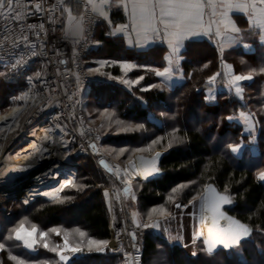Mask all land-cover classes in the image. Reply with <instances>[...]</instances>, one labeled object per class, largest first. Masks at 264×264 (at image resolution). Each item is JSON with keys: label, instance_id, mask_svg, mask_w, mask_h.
I'll return each mask as SVG.
<instances>
[{"label": "trees", "instance_id": "trees-1", "mask_svg": "<svg viewBox=\"0 0 264 264\" xmlns=\"http://www.w3.org/2000/svg\"><path fill=\"white\" fill-rule=\"evenodd\" d=\"M118 41V38L103 39L101 46L96 50L91 48L85 59L91 56L119 58L122 52ZM164 51L165 47L154 46L140 57L149 61V65L163 56ZM193 55H198V58L193 60ZM240 56L245 61L241 59L237 63V58L234 60L235 72L249 74L252 69L257 70L253 73V79L242 87L243 100L230 89L217 92L213 99L206 97L204 91L211 87L207 78L220 73L221 61L216 48L205 40L186 43L180 62L181 73L175 72L176 79L164 83L154 76L153 71L147 75L142 84L149 86V89L139 93V98L133 92L115 85L89 84L98 106L115 109L128 122L145 126V131L128 136L125 140L120 137L109 140L114 145L130 147L136 142L140 144V141L162 138L154 148L164 151L159 162L162 176L138 182L139 189L135 196L141 212L159 205L170 209L174 201L186 204L205 185L213 183L220 192L225 187L229 189L235 205L226 211L253 228L250 239L241 245L240 256L235 254V250L220 248L213 254L198 251L196 256H192L178 246H169L163 236L153 234L148 227L134 229L136 244L142 252L141 264H264V230L257 231L264 229V181L258 179V175L264 172V75L259 73L263 60L257 54ZM205 63L209 65L207 69L203 68ZM153 64L163 66L161 62L154 61ZM37 68L38 63H33L27 70L16 72L0 65V71L9 73L7 78L0 77V113L17 103L19 94L26 87V76ZM180 74H183V79L178 78ZM217 80H221V76ZM154 84L158 87L152 88ZM241 112L255 114L249 126L254 127V136L249 132L243 133L246 124L239 115ZM229 115L235 118L229 121L226 119ZM250 137L252 142L248 141ZM229 143H242L244 146L239 154H234L227 147ZM95 146L91 155L72 156L71 160L78 164L73 182L80 187L63 188L54 200H46L33 193L27 205L10 201L6 203L5 210H0V243L5 245L4 251H0L3 264H16L8 259L9 254L25 260L27 264H37L40 260L59 264L55 253L42 247L43 242H39L35 251L30 252L14 238L8 239L12 229L24 220L45 232L53 227H62V231H68L70 237L74 238V243L81 239L74 231L76 229L86 233L85 239L109 241L110 212L101 189L109 182L93 161V156L99 154V145ZM251 146L255 152L250 150ZM58 199L63 202H58ZM85 199L92 203L80 219L60 221L63 213ZM6 212L8 215L4 216ZM124 215L126 218L125 211ZM48 241L52 246L63 244V237L49 232ZM73 260L77 264H124L122 254L110 249L104 253H87L85 250L83 255H72L68 264H72Z\"/></svg>", "mask_w": 264, "mask_h": 264}, {"label": "snow or ice", "instance_id": "snow-or-ice-1", "mask_svg": "<svg viewBox=\"0 0 264 264\" xmlns=\"http://www.w3.org/2000/svg\"><path fill=\"white\" fill-rule=\"evenodd\" d=\"M82 2L83 12L79 11L81 0H75L76 11L73 8V0H56L55 3H51V0H0V21L4 22L3 31L0 33V36H2V39H0V52L14 56L15 52L20 50L22 46L27 50L26 55H21L19 59H15L14 63L10 61L6 62L3 66L15 71L22 64H26L28 58L43 55V47H41V51L38 53L32 37L34 36L36 40H40V34L46 33L47 30L44 23H40L39 25L28 23L30 16L44 14L48 22L52 25H55L61 17L66 16L68 23L64 29L65 35L84 38L88 26L97 18H108L107 9L113 6L116 0H82ZM120 3L126 12L130 9L131 25L117 26L115 31L110 34L115 35L116 33L127 32L131 28V32L136 34L137 43H150L157 38L166 42L171 52V56L168 59L169 66L165 67L163 71L153 69L156 76L163 77L165 81L172 78L173 70L176 73H181L180 57L177 54L180 52L183 42L190 37L200 35L208 36L209 39L217 43L221 52L224 51L226 46H231L237 40L243 39L240 35L241 32L258 35L260 41L264 42V0H120ZM57 13H59V16L56 15ZM230 13H243L247 17V28L241 29L237 27L235 21L229 15ZM206 16L208 17L207 20H205ZM8 22L11 23L9 24ZM256 29H259V31L257 32ZM41 43L43 44V42ZM245 46L247 47V45ZM59 63L65 64L66 61L61 59ZM126 67L130 68L131 65H126ZM208 67L209 65L207 63L203 65L204 69ZM225 67L231 71L230 66L226 65ZM256 71V69H252L247 75H231L227 86L229 88L234 87L235 94L240 100L244 99V89L239 86L240 82L252 80L253 73ZM259 73L264 75V67L259 68ZM8 75V72L0 71V77L7 78ZM40 75L41 73H36L37 77ZM220 76L221 73L219 72L209 75L207 83H214ZM178 78L183 79V74H180ZM143 79L144 77L140 76L136 81L126 80L124 83L138 84ZM77 81H79V76H77ZM156 87L158 85H152V88ZM141 91H148V89L141 88ZM68 99L72 100V96H69ZM106 115L111 120L114 114ZM253 115L255 114L240 113L241 118L246 123L251 121ZM234 118L232 115L226 117L229 121ZM115 123L121 125L123 122L116 120ZM139 127L143 128V124H140ZM175 131L178 132L179 129H175ZM246 131L254 136V127H248ZM173 138L175 139L174 134ZM159 143V140L153 141V144ZM171 146L172 144L169 143V147ZM64 147H67L66 143ZM90 147L95 148L96 146L92 144ZM227 147L232 153H236L239 149V145L232 143H229ZM125 151L127 150L121 149L120 154H123ZM137 151L143 152L146 149L139 148ZM159 157L160 153L157 152L150 160L142 161L141 166L134 167V174L147 179L158 173L160 171L157 167ZM27 158L25 156V159ZM109 171L111 172L112 169H109ZM116 172L117 178L122 180L123 183H130L129 177L132 173H129L127 169L124 170V176H119V169ZM258 179L264 181V172L258 175ZM70 186H76L72 180H68L63 185L64 188ZM173 191L175 192L177 189H173ZM124 192L126 195H129L131 189L125 188ZM228 193L229 189L227 187L224 188L223 193H217L211 185H206L204 194L193 197V201H201L202 213L211 214L212 226L208 227L206 235L203 231L198 235H194L192 243L195 245L198 240H202L204 250L209 254H213L218 248L240 250L242 242L248 239L253 233L252 227L242 223L239 219L226 215L225 211L221 210L224 206L233 203ZM104 195L106 197L109 196V192L105 191ZM68 199H71V197H68ZM136 199L134 194L130 195L131 202H136ZM27 202L25 200V203ZM58 202L62 203L63 201L58 199ZM176 207L180 208L182 205L178 203ZM155 211L153 209V212ZM160 213L163 215L164 210L161 209ZM132 215L135 218L136 213L133 212ZM149 219L151 220V215ZM222 220L227 222L226 227L220 224ZM25 224L26 221H22L18 227L12 229V235L8 239L14 238L16 241H21L24 248L33 250L34 246L39 242H43L42 247L50 253H55L59 259V264H68V253H71L75 257L76 255L85 254V250L87 253H104L110 248V242L108 240L85 239L86 233L79 229L74 230L81 238L79 241L71 243L68 238L69 234L64 233L63 244L52 246L48 243L49 232L60 236V229L53 227L48 232H45L38 231L36 225H32L30 229H27ZM155 226L152 223H146L144 225V227ZM261 230L264 229H257V231ZM129 235L133 241L136 240V234L134 232H130ZM169 239L176 240L178 237H169ZM117 244H119V240H117ZM4 249L5 245L0 243V251H4ZM110 250L114 252L123 251V248L113 246ZM192 255L196 256L197 253L194 251ZM8 259L15 261L16 264H27L25 260H21L11 254H9ZM125 260L126 264H137L136 259L127 253L125 254ZM0 264H3V261H0ZM37 264H49V261L40 260ZM72 264H77V262L73 260Z\"/></svg>", "mask_w": 264, "mask_h": 264}, {"label": "rangeland", "instance_id": "rangeland-1", "mask_svg": "<svg viewBox=\"0 0 264 264\" xmlns=\"http://www.w3.org/2000/svg\"><path fill=\"white\" fill-rule=\"evenodd\" d=\"M100 20V19H99ZM193 60H196L198 58V55H193L192 56ZM114 59H119V58H114ZM113 66H116L115 64ZM118 66V65H117ZM118 70H119V76L117 77H113V75L110 74V72H108L107 70L109 68H107V70L105 69H100V68H96L95 67H91L87 69V73L89 75V77H91V81L88 84H106L108 85V83L106 82V80H110L112 78H116L119 81H122L124 86L122 88H127L128 91H131L134 93V96L139 98L141 92V88H145V89H149V86H143L142 84V80L138 83H124V81H136L140 76H143L144 78L147 75H150V73L152 72V69L150 68V66L148 65V63H138L135 66L131 65V67H125L122 66L121 64L118 66ZM92 70V71H90ZM98 70V71H96ZM135 90V91H134ZM91 91L90 89H85V90H80V92L78 93L77 97H76V108L80 111H82L85 121L88 125V127L91 129V131L93 133H95L99 140L98 142H96V145H99V154L97 156H93V161L94 163L100 159L103 158L107 161L108 164H110V166L116 171L117 169L120 170L119 172V176H124V170L127 169L129 171V173H132V175H130L129 179H130V183L129 184H125L122 182V180L118 179L117 177L112 178L109 177L107 178L106 175V179H108L109 184L106 186H103L101 189L103 191V195L105 193V191L109 192V197L107 196L106 198V203H107V207L108 209H110V204L111 201H115L120 205L121 210H122V216L124 217L126 223L131 226L133 229H141V228H146L144 227V225L146 223H152V224H156V228L154 227H148L150 229V231L153 234H157V235H161L163 236V239H165V241H167L169 246H178L180 248H182L183 250H185L186 252L190 253L192 255V253L195 251L196 253L198 251L207 253L204 250V246H203V242L202 240H198L197 243L194 245L192 243V238L194 235H197L198 232V223H199V217H200V200H196L193 201V198L191 200H189V202H187L186 204H181L178 201H174L171 204L170 209H168L167 207L164 206H155L153 208H150L144 212H141L138 207H137V203L136 202H131L130 200V195L131 194H136L137 190L139 189V180L138 178L134 177V173H133V169L131 167V164L134 160H144V158H148L150 159L151 157L154 156V154H156L157 152H164L163 150H159V149H154L156 147L157 144H153V141H140V144L138 142H136L135 144H133L132 146L128 147L126 145H114L112 142H110L109 140L112 139H117L120 137V139H126V137L134 135L136 133H141L142 131H145V126L143 124V128H140L139 125L142 123H133V122H128L127 120L121 118L118 113L115 111V109H108V108H102L103 106H98V104L96 103V99H94L91 95ZM105 102V101H104ZM97 104V105H96ZM16 105L8 108L5 110V112L1 113V117L3 115V117H7L5 120H0V128H6L7 125H9V129L7 131H9L8 134L5 133V131H0V152L5 151L6 154L10 155V157H13L14 159H16L17 161H19V159L17 158V154L21 153V151L28 146V144L30 143V138H29V134L32 133V131L34 130V128H40V129H47L48 127H52L51 129H53L54 131H56L57 128H59L60 126H62V124H58V125H52V126H47L46 128L44 127H29L28 129H26L22 134V137H17L18 134L16 135L17 141H15L13 139L14 133L13 131H17L19 133L20 130H24L25 126L23 125V114H18L20 116V121L18 120V116L13 118V114H17L19 113L18 109L15 108ZM11 113L13 117L9 118L10 115H6ZM106 114H114L112 116V119L109 120L107 118ZM118 115V116H117ZM161 115V114H160ZM159 115V116H160ZM162 117V116H160ZM9 118V119H8ZM116 120H120L123 123L121 125H117L115 123ZM245 122V120H244ZM249 122H245L246 127L244 126L243 128V133L244 134H249L248 131H246L247 127L250 126ZM6 123V125H5ZM244 124V123H243ZM62 137L61 139H63L62 141H66L65 143L67 144V147H64V144L60 147L58 146V151L61 152V162H57L55 161L54 158L51 159H47L50 160L51 162H53L52 164H54V167H57V165L59 166L57 170H61V169H70L71 166H73L72 164L74 163L71 159L73 156V148L72 146L74 145L73 140L71 138H68L66 132L64 131V129L61 130ZM15 138V137H14ZM106 139V140H104ZM161 137H158L156 140H161ZM3 140L4 143L2 142ZM250 140V142H252V137L248 138V141ZM15 141V143H14ZM113 141V140H112ZM103 142H105L103 144ZM12 143H14L12 145ZM17 143V145H16ZM244 144L240 143L239 144V149L236 153L234 154H239L240 151L242 150ZM139 148H143L146 149V151L140 152L137 151V149ZM121 149H126L127 151H125L123 154H120V150ZM115 150V151H113ZM250 150L252 152H255V148L253 146L250 147ZM54 149L51 148L50 153H54ZM98 157V158H97ZM24 160V159H22ZM46 160V161H47ZM146 161V160H145ZM25 162V161H24ZM77 164V163H74ZM39 167V168H38ZM44 167V163L42 161L40 162H30V165H28L26 167V169L30 173V176H32L33 174H37L39 172H41L43 170ZM39 169V170H38ZM25 172V173H26ZM71 172L73 174V178H75L76 175V170L75 167L73 169H71ZM117 175V172H116ZM74 180V179H73ZM141 182H145L140 180ZM38 184V183H37ZM207 185H213L211 186L212 188H214L216 190L217 193H220V191L216 188V186L213 183L207 184ZM206 186V185H205ZM205 186L202 188V191L196 195L200 196L202 194H204V189ZM28 188V187H26ZM24 189L23 191V195L18 197L17 193L16 194H5L6 192L2 193L0 195V210H5L6 209V203L7 202H21L24 205H27L30 201L31 195L35 190V187H31L28 189ZM63 186L60 188V190L58 191V193L56 194L55 197L53 198H44L46 200H54L56 199L61 191L63 190ZM125 188H130L131 189V193L129 195H126L124 192ZM21 189V191H22ZM223 193V192H221ZM229 194V193H228ZM39 196L40 193L38 194ZM230 195V194H229ZM42 197V196H41ZM104 198V197H103ZM232 198V197H231ZM25 200H27L28 202L25 203ZM233 200V199H232ZM105 201V200H104ZM90 203H92L91 200H83L80 205H76L73 207V209H71L69 212L67 213H63L60 216V221L61 222H66V221H74L77 219H80L83 212L86 210V208H88V206L90 205ZM181 204L182 207L177 208L176 204ZM234 207V206H233ZM153 209H155L156 211L153 212ZM163 209L164 210V214L162 215L160 213V210ZM124 211L126 213V218L124 215ZM135 212V218H133L132 213ZM227 212V211H226ZM1 214V213H0ZM8 212H6V214L4 216H7ZM151 215V220L149 219V216ZM26 221V220H24ZM135 221V222H134ZM32 225L31 222L26 221L25 227L27 229H30ZM137 225H139V227H137ZM19 226V225H18ZM16 226V227H18ZM15 227V228H16ZM38 231H41V227L37 226ZM61 230V235L62 237L64 236V233H68V231H62V227H55ZM69 236V241L71 243H74V238L70 237V233H68ZM264 235V234H263ZM169 237H178V239L176 240H170ZM52 239V238H51ZM53 240V239H52ZM20 246L24 248L23 243L21 241H18ZM48 243L50 244V241H48ZM35 247L34 246V250L33 249H27L30 252H34L35 251ZM26 249V248H25ZM209 254V253H207ZM235 254L237 256L241 255V251L240 250H235ZM68 257L70 258L72 256L71 253L67 254ZM193 256V255H192ZM90 264H98V262H91Z\"/></svg>", "mask_w": 264, "mask_h": 264}, {"label": "built area", "instance_id": "built-area-1", "mask_svg": "<svg viewBox=\"0 0 264 264\" xmlns=\"http://www.w3.org/2000/svg\"><path fill=\"white\" fill-rule=\"evenodd\" d=\"M55 2L56 0H51V3ZM80 12H83L82 0ZM58 14L56 15L58 16ZM28 23L36 25L44 23L47 31L40 34V40H36L34 36L32 37L38 53L43 47V55L28 58L26 64H22L18 70H15L16 72H23L33 63L39 65L34 73L26 76V87L19 94L15 104V108H20L19 115L23 114L22 121L25 126L24 130L19 131L17 137H22V133L29 127L40 126L46 128L60 123L63 127L60 126L56 131L64 129L68 138L73 140V148L75 147L72 150L73 156L91 155L92 147L90 145L98 142L99 138L88 127L82 111L76 108L75 89L91 81V77L85 71L83 63L87 52L93 45V34L99 19L97 18L88 26L84 38L66 37L61 33L58 23L55 25L50 24L44 14L30 16ZM3 28L4 22L0 21V33H2ZM0 39H2V36H0ZM74 53L75 55H73ZM26 54L27 50L23 46L15 52L14 56L0 52V65H4L9 61L14 63L15 59H19L21 55ZM61 59L65 60L66 63L60 64L59 60ZM37 72L41 73L39 77L36 76ZM77 76H79V81H77ZM106 82L113 83L117 87L124 86L123 82L117 79L106 80ZM69 96H72V100L68 99ZM19 115L18 120L20 121ZM48 128L51 129L52 127ZM17 137L14 138L15 141L18 139ZM76 165L78 166V164ZM116 201H111L109 209V249L113 246L122 247L123 251L118 252L122 254L124 264H126V253L134 257L137 264H141V249L138 244L131 242L129 235L134 229L126 223L122 216L121 207ZM117 240H119V244H117Z\"/></svg>", "mask_w": 264, "mask_h": 264}, {"label": "crops", "instance_id": "crops-1", "mask_svg": "<svg viewBox=\"0 0 264 264\" xmlns=\"http://www.w3.org/2000/svg\"><path fill=\"white\" fill-rule=\"evenodd\" d=\"M73 8H74V11H76L75 0H73ZM79 11H80V9H79ZM229 15L233 18L237 27H240L241 29L247 28V17L243 13H230ZM58 16H59V14H58ZM107 17H108L107 19L98 18L100 20H99V23H98V25L94 31V34H93V45L91 48L93 50L98 49L101 46L103 39H117L118 38L119 39L118 42H120V46H121V52H122L121 56L117 60L114 58H104V57H99V56L88 57L87 59L84 60V63H83V66H84V69L86 72H87L88 68H91V67L93 68L95 66H96V68H100V69H104V70L105 69L107 70V68H109L107 71L110 72V74L113 75V77H117V76H119V70H118L119 67L118 66L120 64L122 66L126 67V65L135 66L136 64H138L140 62H142L143 64L149 62V61L145 60V58L142 59L140 57V55L146 53L149 49H151L154 46L165 47V51H164L163 56H160L159 58H156L153 60V63H154V61L158 62V63L161 62L163 64V66L157 67V66H155V64L151 63V64H149V66L152 69V71H153V69L158 70V71H163V69L165 67L169 66L168 59L171 56L170 49L168 47V44L166 42L161 41L159 38L155 39L154 41H152L150 43H144V42L137 43L136 34L134 32H131V28H129L127 32H120V33H116L115 35L110 34V33L115 31V28L117 26L131 25L130 9L126 12L123 5L120 3V0H116L115 4H113V6H111L107 9ZM207 19H208V17L206 16L205 20H207ZM57 23L61 28V33L63 35H65L64 29L67 27V23H68L67 17L66 16L61 17L57 21ZM256 31L258 32L259 29H256ZM240 35L243 37V39L237 40L236 42L232 43L231 46H226L224 48L223 52H221L219 50L217 43L213 42L212 39H209V37L205 36V35L190 37L183 42V45L180 49V52L177 54L180 57V62L182 61V53L185 50V45L189 41H203V40H205L210 45H212L214 48H216V50L220 56L221 80L215 81L214 83L211 84V87L205 89L204 93H205L207 98L213 99L215 94L217 92L223 90V89H230L235 94L234 87L229 88L227 86L229 83L231 75H233V74H235V75H247V74H241L239 72H235L236 70H235L234 60L237 58V63L241 59L243 61H245L244 58L241 57L240 55H246V54L247 55H256V54L261 55V58L263 60L261 67H264V42H261L259 39V36L255 35V34L241 32ZM65 36L70 37V38H76V37L70 36V35H65ZM245 45H247V47ZM113 54L115 55L116 52H114ZM114 64L116 66H113ZM226 65L231 67V71H229V69L227 67H225ZM173 68H174V66H173ZM225 73H227V75H225ZM153 74H154V76H156L155 71H153ZM157 78L162 80L164 83H169V82H171V80L176 79L175 70H173L172 78L167 80V81H165V79L163 77H157ZM113 79H116V78H112L110 80H113ZM250 81H242V82H240L239 86L243 87L244 83H248ZM108 84L114 85L113 83H109V82H108ZM85 89H89L88 83L77 87L75 89L76 97H77L78 93L80 92V90L82 91ZM125 89H127V88H125ZM239 115H240V113H239ZM103 196H104V200L106 203L107 197L105 195H103Z\"/></svg>", "mask_w": 264, "mask_h": 264}, {"label": "bare ground", "instance_id": "bare-ground-1", "mask_svg": "<svg viewBox=\"0 0 264 264\" xmlns=\"http://www.w3.org/2000/svg\"><path fill=\"white\" fill-rule=\"evenodd\" d=\"M17 109L20 110V108ZM12 114L14 117L11 116ZM12 114L9 113L6 115H10L9 118L11 117L15 118L18 116L19 113L17 114L12 113ZM6 118L7 117H3V115L2 117L0 116V120H5ZM8 127L9 125H7L6 128H0V131H5V133L7 132L6 134H8L9 133V131H7L9 129ZM13 132H15L13 136L14 139V137H16L18 132L17 131H13ZM29 135H30L29 136L30 143L21 151V153L17 154V158L19 159V161H17L13 157H10V155L6 154L5 151L0 152V195L4 192H6L5 194H12V195L17 193L18 194L17 196L20 197L23 195L24 192L23 190L26 187L28 188L35 187L34 190H37L42 197L48 199L53 198L56 196L60 188L68 180L73 179V174L71 172V169H73L74 166H71L70 169L57 170L59 166L57 165V167H54L55 165L52 164L53 162L47 160L54 158L55 161L60 163L61 152L58 151L57 149L58 146L61 147L63 144H65L66 141H62L63 139H61L62 137L61 130L54 131L53 129H49V128H47L46 130L40 128H34L32 133ZM4 141L5 140H3L2 142L4 143ZM51 148L54 149L55 151L52 154L50 153ZM25 156H27L28 158L25 159ZM150 159L148 158H144V160L136 159L132 162L131 167L132 169H134V167H139L141 166L142 161L150 160ZM33 161L36 162L42 161L44 163V167L41 172L30 176V173L26 172L28 171L26 167L30 165V162ZM157 175L158 173L148 177L147 179ZM134 177L142 181H145L143 177L136 176L135 174ZM211 226H212L211 214L202 213L201 201H200V217H199L197 235L202 231L206 235L208 227Z\"/></svg>", "mask_w": 264, "mask_h": 264}, {"label": "water", "instance_id": "water-1", "mask_svg": "<svg viewBox=\"0 0 264 264\" xmlns=\"http://www.w3.org/2000/svg\"><path fill=\"white\" fill-rule=\"evenodd\" d=\"M160 153V157H159V160L157 161V167L159 168V162H160V160H161V157L163 156V152H159ZM154 156H155V154H154ZM152 158V157H151ZM101 161H103V163H101ZM74 167H75V169H76V167H77V165L76 164H72ZM97 165H98V167L100 168V170L106 175V177L107 178H109V177H112V178H115V177H117V175H116V171L107 163V161L105 160V159H103V158H101V159H99L98 161H97ZM109 169H112V171L110 172L109 171ZM162 176V171L160 170L159 172H158V175L157 176H154V177H151V178H149V179H147V180H151V179H157V178H159V177H161ZM211 186H213V185H211ZM35 192H37L38 193V191L37 190H35ZM221 193V192H220ZM233 201V200H232ZM235 205V202L233 201V203L231 204V205H226V206H224V208H222L221 210L222 211H225V213H226V215H230L228 212H226V209H229V208H232L233 206ZM230 216H232V215H230ZM232 217H234V216H232ZM234 218H236V217H234ZM237 219V218H236ZM242 222V221H241ZM242 223H244V222H242ZM220 224L221 225H223V226H227V222L226 221H220ZM246 224V223H245ZM248 225V224H247ZM250 226V225H249ZM250 227H252V226H250ZM251 237V236H250ZM250 237L248 238V239H246V240H244L243 242H246V241H248L249 239H250ZM130 239H131V242H133V243H135V241H133L132 240V238H131V236H130ZM242 242V243H243ZM219 249V248H218ZM220 249H222V248H220ZM223 250H225V249H223Z\"/></svg>", "mask_w": 264, "mask_h": 264}]
</instances>
